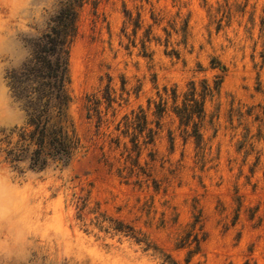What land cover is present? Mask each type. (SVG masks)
Returning <instances> with one entry per match:
<instances>
[{"label": "rangeland", "instance_id": "obj_1", "mask_svg": "<svg viewBox=\"0 0 264 264\" xmlns=\"http://www.w3.org/2000/svg\"><path fill=\"white\" fill-rule=\"evenodd\" d=\"M56 7L0 8V50L22 66ZM68 47L78 143L15 193L46 249L64 264H264V0H82ZM30 130L0 128V156L30 160Z\"/></svg>", "mask_w": 264, "mask_h": 264}, {"label": "trees", "instance_id": "obj_2", "mask_svg": "<svg viewBox=\"0 0 264 264\" xmlns=\"http://www.w3.org/2000/svg\"><path fill=\"white\" fill-rule=\"evenodd\" d=\"M82 0H64L47 29L30 43V54L23 65L7 75L11 95L24 98L28 113V137L35 145L30 154L31 168L43 169L48 159L67 163L78 138L68 119L71 101L68 43L76 32L77 11ZM34 93V99L29 96ZM171 264H177L172 261Z\"/></svg>", "mask_w": 264, "mask_h": 264}, {"label": "clouds", "instance_id": "obj_3", "mask_svg": "<svg viewBox=\"0 0 264 264\" xmlns=\"http://www.w3.org/2000/svg\"><path fill=\"white\" fill-rule=\"evenodd\" d=\"M10 3L11 0H0V8L10 7ZM60 4L61 0H57L54 16L58 14ZM4 55L11 57L13 67L21 66L22 55L13 56L0 50V57ZM5 66L0 62V128L23 126L29 119L24 107L27 101L24 98L13 99L9 81L3 73ZM28 95L35 97L31 92ZM57 166L53 161L50 168L55 170ZM37 177L38 173L31 168L29 159L12 163L0 156V264H64V258L50 253L31 230L28 209L14 207L19 200L15 193Z\"/></svg>", "mask_w": 264, "mask_h": 264}]
</instances>
